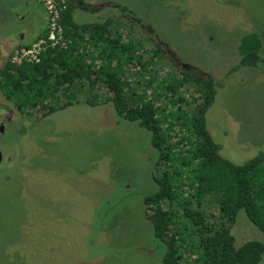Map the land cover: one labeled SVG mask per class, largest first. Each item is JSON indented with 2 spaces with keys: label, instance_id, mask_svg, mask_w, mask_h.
I'll return each instance as SVG.
<instances>
[{
  "label": "rangeland",
  "instance_id": "rangeland-1",
  "mask_svg": "<svg viewBox=\"0 0 264 264\" xmlns=\"http://www.w3.org/2000/svg\"><path fill=\"white\" fill-rule=\"evenodd\" d=\"M84 1L99 10H76L78 23L120 20L125 35L152 37L179 67L214 79L206 127L223 158L241 165L264 151V63L239 67L237 52L256 33L264 61V0ZM104 98L18 124L19 167L0 179V264H163L143 204L156 191L158 152ZM231 234L237 247L264 245L243 210Z\"/></svg>",
  "mask_w": 264,
  "mask_h": 264
},
{
  "label": "trees",
  "instance_id": "trees-1",
  "mask_svg": "<svg viewBox=\"0 0 264 264\" xmlns=\"http://www.w3.org/2000/svg\"><path fill=\"white\" fill-rule=\"evenodd\" d=\"M56 9V43L46 30L37 62L9 64L4 83L15 106L30 118L81 102L94 107L105 97L118 117L151 133L158 152L156 191L143 204L165 248L162 263L259 264L264 245L249 240L237 247L231 228L243 210L264 234V151L241 165L220 155L206 127L217 93L214 79L179 67L152 37L145 42L125 35L120 20L74 19L76 10H99L95 4L57 0ZM261 47L256 33L243 35L239 67L264 63Z\"/></svg>",
  "mask_w": 264,
  "mask_h": 264
},
{
  "label": "flooded vegetation",
  "instance_id": "flooded-vegetation-1",
  "mask_svg": "<svg viewBox=\"0 0 264 264\" xmlns=\"http://www.w3.org/2000/svg\"><path fill=\"white\" fill-rule=\"evenodd\" d=\"M49 13L42 0H0V179H8L22 155L18 124L27 113L6 93L4 78L9 64H17L21 51L31 47L47 30ZM11 71H9L10 73ZM21 131V130H20Z\"/></svg>",
  "mask_w": 264,
  "mask_h": 264
},
{
  "label": "built area",
  "instance_id": "built-area-1",
  "mask_svg": "<svg viewBox=\"0 0 264 264\" xmlns=\"http://www.w3.org/2000/svg\"><path fill=\"white\" fill-rule=\"evenodd\" d=\"M45 4V7L49 13V23L48 28V41L56 43V18H57V9L56 1L57 0H42ZM46 44L44 39H38L31 47L21 51L20 55L16 58L17 62H37L38 54L42 51L43 45Z\"/></svg>",
  "mask_w": 264,
  "mask_h": 264
}]
</instances>
